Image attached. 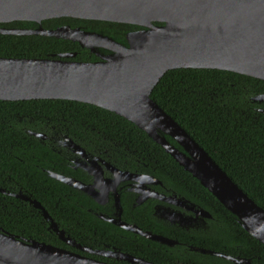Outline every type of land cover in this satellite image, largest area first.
Returning a JSON list of instances; mask_svg holds the SVG:
<instances>
[{
  "label": "trees",
  "instance_id": "16d2710c",
  "mask_svg": "<svg viewBox=\"0 0 264 264\" xmlns=\"http://www.w3.org/2000/svg\"><path fill=\"white\" fill-rule=\"evenodd\" d=\"M41 25L46 29L63 25L82 27L124 45L125 34L139 29L127 24L71 18L45 20ZM0 27L36 29L38 24L12 22ZM66 53H76V61L99 60L89 50L68 40L0 34V58L46 59ZM259 94H264L261 79L217 69H174L160 79L151 98L264 208V114L258 112L264 104L252 101ZM24 126L43 134L54 127L62 136L71 137L87 150L109 159L118 169L153 176L177 196L208 211L213 218L214 233L166 227L153 216L151 200L131 209L122 198V219L143 231L174 239L178 241L176 245L169 247L133 235L100 219L96 213L105 211L97 208L90 197L46 174L45 169L52 170L50 161L58 160L59 156L22 131ZM166 138L179 148L174 140ZM0 167L44 206L67 236L87 247L97 248L104 243L154 264H234L217 256L189 251L183 245L188 244L250 260V264H264V245L246 232L198 180L136 125L100 107L59 99L0 101ZM29 218L24 212L8 223L16 237L69 249L41 224V219L30 222Z\"/></svg>",
  "mask_w": 264,
  "mask_h": 264
},
{
  "label": "water",
  "instance_id": "95a60500",
  "mask_svg": "<svg viewBox=\"0 0 264 264\" xmlns=\"http://www.w3.org/2000/svg\"><path fill=\"white\" fill-rule=\"evenodd\" d=\"M60 18L127 24L139 29L125 34L124 45L108 35L82 27L63 25L46 29L41 25L45 20ZM12 22L37 23L38 27H0V34L40 35L68 40L89 50L99 60L76 61V53L46 59L0 58V101L70 100L94 105L125 118L160 145L236 217L246 232L264 245V208L250 198L151 98L160 79L174 69H217L264 80V0H0V25ZM252 101L264 104V94L253 97ZM258 112L264 114V108H259ZM35 135L46 137L43 133ZM166 137L174 140L180 149ZM115 170L114 179L109 182L114 191L116 214L110 218L100 215V218L151 241L169 247L177 244L176 240L122 221V207L115 190L125 174ZM51 176L99 201L100 193L94 190L93 185L57 174ZM130 176L138 183L133 189L140 194L136 199L137 205L147 198H160L158 193L142 185L146 178L150 179L146 181L149 183L159 181L152 176ZM178 199L182 203L189 202ZM30 202L43 212L49 228L64 243L130 264H154L119 250L83 248L58 228L39 202ZM199 212L211 217L203 208ZM179 224L182 229H189L185 224ZM191 248L235 264H250V260ZM0 264L109 263L44 242L25 241L0 233Z\"/></svg>",
  "mask_w": 264,
  "mask_h": 264
},
{
  "label": "flooded vegetation",
  "instance_id": "af4514ba",
  "mask_svg": "<svg viewBox=\"0 0 264 264\" xmlns=\"http://www.w3.org/2000/svg\"><path fill=\"white\" fill-rule=\"evenodd\" d=\"M21 130L24 131L31 138H35L38 141H41V143L44 146L48 147L49 149H51L54 153H56L59 156L58 160L50 161L52 170H49V169L44 170L46 171V174L51 179L59 181L51 176L52 174H57L60 176L75 179L83 184L94 186L95 188L94 190L97 193H100L99 198H98L99 201H96L92 198L91 199L95 202L97 208H101L102 210L105 211L104 213L95 212L99 218H100V215L106 218H110V217H114V215L116 214L114 191L111 190L113 187L111 186V183L109 182L110 180L114 179L115 173L113 169L115 168L118 171H121V173L125 174V175H122V178L115 190L119 194L120 204H121V199L123 198L125 200V203L129 205L130 208L132 209V208H135L136 206H141L144 203L149 202L151 200L153 201L152 202L153 203L152 205L153 216L159 221H162L165 225H167L166 227L169 226L171 228L173 227L174 229H177V228L182 229L181 224H179L180 222L182 223V225L185 224L186 227H189V229L185 231L194 230V231H197V233H206L210 235L214 233L212 216L211 217L203 216L199 212V209H201L200 207H198L197 205L191 206L190 203L192 202L189 199H185L183 197L177 196L175 193H173L171 189L166 188L161 181L154 178L153 176L152 177L155 180L159 181V183L146 182V181H150V179L146 178L145 180H142L143 181L142 185L143 187L153 190L155 193H158L160 195V198L159 199L147 198L141 205H137L136 199L140 194L137 192H134L133 189L136 188V185L138 183L130 175L131 174L132 175H143V176H149V177L151 175L145 174L144 172L137 174L130 170L118 169L112 164V162L109 159L104 158L102 155H96L94 152L87 150L86 147L82 146L81 143L77 142L71 137L62 136V134L58 133L54 127L47 128L45 130L46 137L44 138L37 137L35 135V134L41 133V131L37 132V130H32L28 128L27 126L21 127ZM88 170H90L93 173L90 174ZM24 198H28V200H25ZM178 198H183L186 201H189L190 203L189 202L182 203L181 201H179ZM31 200L37 201L33 199L30 194L27 193V191L19 184V182H17L14 178H11L10 175L6 173L4 168L0 167V233L16 236L9 229L10 226L8 223H12L17 217L19 218V216H22L24 212L30 215V218H29L30 222H35L36 218H39L41 219V224L46 226L49 232L55 233L53 230L49 228L50 224L44 218L43 212L37 209L30 202ZM40 205L44 208V206L41 203ZM122 213H123V209H122ZM122 221L124 220L122 219ZM124 222L129 225H135L134 223H129L128 221H124ZM55 223L57 224V222ZM57 226L66 235L64 229L61 228L59 224H57ZM130 233L133 235H137L132 232ZM20 237L23 240L22 236ZM69 238L76 242L75 239L71 237ZM171 240H174V239H171ZM64 244L68 246L69 249H66V248H60V249H64V250H67V251H70V252H73V253L88 257V258H92V259L103 261V262H106V261L102 259H110V260H115L118 263L130 264L128 262L120 261L114 258H107L105 256L96 255L94 253L72 247L66 243ZM76 244H79L81 247L86 248L88 250H99V251L117 250L114 247L111 248L109 245H106L104 243L98 244L97 248L87 247L78 242H76ZM183 245L189 251L198 252L191 248L193 246H189L188 244H183ZM126 254H129V253H126Z\"/></svg>",
  "mask_w": 264,
  "mask_h": 264
},
{
  "label": "bare ground",
  "instance_id": "6f19581e",
  "mask_svg": "<svg viewBox=\"0 0 264 264\" xmlns=\"http://www.w3.org/2000/svg\"><path fill=\"white\" fill-rule=\"evenodd\" d=\"M98 44H103V43H98Z\"/></svg>",
  "mask_w": 264,
  "mask_h": 264
}]
</instances>
